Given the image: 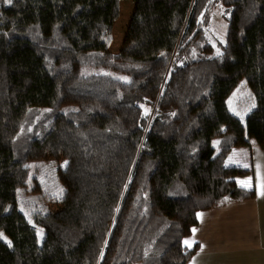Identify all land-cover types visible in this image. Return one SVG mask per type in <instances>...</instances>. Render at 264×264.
<instances>
[{"label":"trees","instance_id":"obj_1","mask_svg":"<svg viewBox=\"0 0 264 264\" xmlns=\"http://www.w3.org/2000/svg\"><path fill=\"white\" fill-rule=\"evenodd\" d=\"M122 1L0 0V264H188L200 212L257 196L226 162L264 152V0H137L115 54ZM51 151L55 192L29 167Z\"/></svg>","mask_w":264,"mask_h":264},{"label":"crops","instance_id":"obj_2","mask_svg":"<svg viewBox=\"0 0 264 264\" xmlns=\"http://www.w3.org/2000/svg\"><path fill=\"white\" fill-rule=\"evenodd\" d=\"M238 157V159H236ZM227 166L250 169L238 179L244 188L256 189L252 201L228 202L198 214L199 224L185 241L199 250L188 264H264V152L256 146L232 151Z\"/></svg>","mask_w":264,"mask_h":264},{"label":"rangeland","instance_id":"obj_3","mask_svg":"<svg viewBox=\"0 0 264 264\" xmlns=\"http://www.w3.org/2000/svg\"><path fill=\"white\" fill-rule=\"evenodd\" d=\"M137 0H124L121 2L120 17L114 25L112 31V40L110 43V51L112 53H118L121 49L125 32L127 30V25L131 18L134 10V4ZM210 33L212 38L223 39L226 35L227 26L224 21V11L218 7L213 13V19L210 25ZM229 106L231 111L240 117L245 119L247 113L255 106V101L253 96L248 89L246 82H242L236 91L232 94L229 99ZM217 145V142H215ZM238 159V157L236 158ZM67 162L59 153L49 152L46 158L42 162L30 163L31 168V178L37 180L38 183L46 184L50 186L51 190L55 192L56 190V177L55 169L56 167H61L65 169ZM32 182H29L28 187L24 190V193L18 196V208L23 213L28 215L29 224L37 229L36 225L30 218L31 211L35 204V196L31 191ZM49 207L52 212H57L61 209V205L50 203ZM37 234L39 236V241H41L43 232L37 229ZM5 240H8L5 235H3Z\"/></svg>","mask_w":264,"mask_h":264},{"label":"snow or ice","instance_id":"obj_4","mask_svg":"<svg viewBox=\"0 0 264 264\" xmlns=\"http://www.w3.org/2000/svg\"><path fill=\"white\" fill-rule=\"evenodd\" d=\"M11 2H12V0H8V3H11ZM193 231H195V229H193ZM185 244L188 245L189 247L192 246V242H190V241H185Z\"/></svg>","mask_w":264,"mask_h":264}]
</instances>
